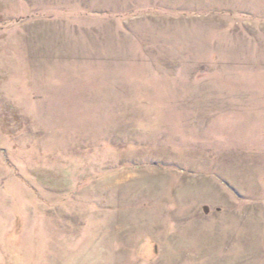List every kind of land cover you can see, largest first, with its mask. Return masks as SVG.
<instances>
[{"label":"rangeland","instance_id":"rangeland-1","mask_svg":"<svg viewBox=\"0 0 264 264\" xmlns=\"http://www.w3.org/2000/svg\"><path fill=\"white\" fill-rule=\"evenodd\" d=\"M0 264H264V0H0Z\"/></svg>","mask_w":264,"mask_h":264}]
</instances>
